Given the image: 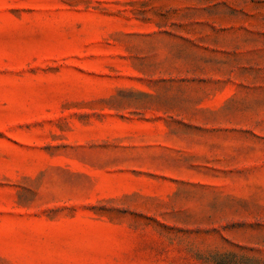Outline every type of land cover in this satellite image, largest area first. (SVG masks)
<instances>
[{
	"label": "rangeland",
	"instance_id": "rangeland-1",
	"mask_svg": "<svg viewBox=\"0 0 264 264\" xmlns=\"http://www.w3.org/2000/svg\"><path fill=\"white\" fill-rule=\"evenodd\" d=\"M0 264H264V0H0Z\"/></svg>",
	"mask_w": 264,
	"mask_h": 264
}]
</instances>
